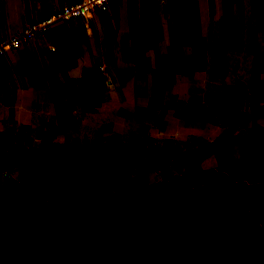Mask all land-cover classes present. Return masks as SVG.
Masks as SVG:
<instances>
[{
    "label": "crops",
    "instance_id": "1",
    "mask_svg": "<svg viewBox=\"0 0 264 264\" xmlns=\"http://www.w3.org/2000/svg\"><path fill=\"white\" fill-rule=\"evenodd\" d=\"M74 1L78 0H0V40ZM187 4L192 34L207 47L206 68L192 76L182 68L193 48L176 45L170 0H113L108 12L96 11L90 20L78 18L66 24L67 38L55 27L1 57L0 163L1 156H11L10 146L25 137V130L45 133L46 138L52 136L49 142L79 150L70 157L73 167L50 160L44 165L64 190L78 186L73 180L76 165L89 162L102 163L88 174H99L102 188L116 193L184 177L190 164L196 176L231 161L263 156L264 96L251 88L264 83V0H231L241 34L236 49L227 52V74L222 79L215 78L213 70L220 63L219 49L224 44V0H187ZM151 19L158 25L157 45L150 33ZM138 22L147 37L136 50L132 26ZM106 83L112 87L106 88ZM239 83L246 87V103L236 120L230 121L225 117L222 87ZM112 84H120L119 89ZM95 86L99 94H91ZM55 93L61 100H55ZM246 124L255 125L252 143L247 138L223 137L226 125L239 130ZM76 130L66 141L67 132ZM54 131L64 133L57 137ZM106 141L108 151L111 141L122 144L124 151L114 157L125 165L119 167L117 162L106 167ZM205 145L217 149L202 156L200 148ZM146 162L148 170L138 174ZM101 170H109L111 187L106 186ZM16 173L12 177L21 182L31 174ZM156 173L157 180L133 185L137 176L149 179ZM5 179L2 175L0 191Z\"/></svg>",
    "mask_w": 264,
    "mask_h": 264
},
{
    "label": "trees",
    "instance_id": "2",
    "mask_svg": "<svg viewBox=\"0 0 264 264\" xmlns=\"http://www.w3.org/2000/svg\"><path fill=\"white\" fill-rule=\"evenodd\" d=\"M170 1L176 45L193 48L182 68L192 76L206 68L207 47L192 34L187 0ZM64 25L58 26L63 39L69 34ZM240 32L231 0H224V44L215 78L226 76V55L238 46ZM150 33L157 45L153 19ZM146 37L140 22L132 26L136 50ZM252 88L264 96V83ZM246 94L244 84L223 85L226 118L236 120ZM51 138L45 156L73 167L70 157L79 150ZM120 147L115 141L110 155L117 156ZM101 164L76 165L78 186L70 190L40 164L24 182L8 175L0 191V264H264V155L196 176L190 164L184 177L116 193L102 188L99 174H88Z\"/></svg>",
    "mask_w": 264,
    "mask_h": 264
},
{
    "label": "rangeland",
    "instance_id": "3",
    "mask_svg": "<svg viewBox=\"0 0 264 264\" xmlns=\"http://www.w3.org/2000/svg\"><path fill=\"white\" fill-rule=\"evenodd\" d=\"M112 85L115 86V87H117V85L119 86L120 84H112ZM135 85H137V84H135ZM105 86H106V88H109V87L111 88L112 87V86H110V84H107V83L105 84ZM117 88L119 89V87H117ZM98 89L99 88H97L95 86L93 88V91L94 92L91 93V94H99L98 92H96ZM99 91H100V89H99ZM101 92H102V90H101ZM143 93L144 92H142V91L139 92V94H143ZM249 118H250V116H247L246 122H248V119ZM228 120H230V119H228ZM225 123H226V120L222 121V124L223 125H225ZM254 126L253 125H250V127L249 126L247 127V124H246V125L243 126L242 129H239L238 130L236 128L237 126L234 127V128H227V125H226V127L224 129L226 131H225V134H224L223 137L226 140H232V139H236V138H239V139L240 138H247L246 140L248 142L252 143L253 141L256 140V133L254 132V129H255ZM19 133H21V132H19ZM24 133H26L24 138L18 139L17 142L15 141L14 143H12L13 146H10V149H9L8 154H11V156H4V157L1 156V158H3V161H2V163H0V168L3 167V164H6L7 165L6 167H3L2 168V175L4 173V177H6L7 175H9V176H15L16 177L17 176V173H16L17 171L31 172V167H33L35 164L48 165L49 160H51L50 158H48V157L45 156V149H46V146H47V143H48V140L46 138V134L45 133L42 134L40 132H36L35 133V132L30 131V130H25ZM54 133H55V135H57V137H60L61 134L64 133V132L54 131L53 134ZM67 133H68V135L66 136V141L69 140L70 133L77 134L78 131L76 130V131L67 132ZM253 137H254V139H253ZM108 139H109V137H108ZM249 139H251V141H249ZM69 143H70V141H69ZM114 143L115 142H113V141H111L109 143V147H110L109 148V151H111L112 146L114 145ZM104 145H103V148L105 149V152H104L105 153V156L109 158V162L106 165V167H109L111 165H116L117 162L119 163V164H117L119 167L125 165V164H123V162H120L119 160H117L116 157L111 156L110 153L107 154V152H109L108 151V143H107V141H106V143ZM263 148H264V146H263ZM200 149H201L200 153L203 156V155H208V154L213 153V151L215 149H217V148H216L215 145L214 146L213 145H209V146L208 145H205V146H202V148H200ZM118 151L119 152H117V153L119 155L120 152L124 151V148L121 147V149H119ZM16 154L19 157L18 160L13 157V155H16ZM254 155H256V152H255ZM254 155H252V156H254ZM20 156L24 157L23 158V161L20 158ZM85 157L86 158H91L92 156L91 157L85 156ZM248 157H251V156H248ZM141 159H142V155L140 156V161H141ZM103 161H104V159H103ZM140 161L137 163V166H139ZM16 162H18L19 165H17ZM141 167L142 168L138 169L139 171H136L138 174H140V173L145 172L146 170H148L149 164L146 162L145 164H142ZM94 168H95L94 166H91V169H94ZM143 169H145V171ZM104 170H105V168H104ZM51 171L53 173H55V174H59V176L62 174V172H59V170L56 171V169L54 171L51 168ZM113 171L116 174L117 171H118V168H116L114 166ZM106 172L107 173H104L101 170L102 175L104 176V178H106V186L108 184V186L111 187L110 185H112V184L109 183L111 180H108V178H109V176H108L109 170H107ZM6 173H7V175H6ZM156 175H157V173L154 174V175L152 174L151 178H149V179H146L145 177L142 176L140 178L141 180H138V176H137V178H134V179H136V181L133 183V185L136 186L137 183L146 182L147 180H150V179H151L150 182H152V180H154V179L157 180L158 178H156L157 177ZM24 176L26 177V175H24ZM144 179H146V180H144ZM23 180L24 179H22V181ZM112 190H117V187H114V189H112ZM44 204H45V206H48V202L47 201Z\"/></svg>",
    "mask_w": 264,
    "mask_h": 264
},
{
    "label": "built area",
    "instance_id": "4",
    "mask_svg": "<svg viewBox=\"0 0 264 264\" xmlns=\"http://www.w3.org/2000/svg\"><path fill=\"white\" fill-rule=\"evenodd\" d=\"M112 1L113 0L74 1L58 8L45 18L28 23L21 33L0 40V58L18 50L23 44L34 40L38 35L47 33L55 27L69 24L72 20L78 18L90 20L93 18L96 11L108 12Z\"/></svg>",
    "mask_w": 264,
    "mask_h": 264
}]
</instances>
